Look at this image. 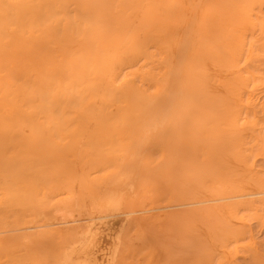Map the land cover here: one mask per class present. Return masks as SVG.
Listing matches in <instances>:
<instances>
[{"label": "rangeland", "instance_id": "obj_1", "mask_svg": "<svg viewBox=\"0 0 264 264\" xmlns=\"http://www.w3.org/2000/svg\"><path fill=\"white\" fill-rule=\"evenodd\" d=\"M262 189L264 0H0V264H264Z\"/></svg>", "mask_w": 264, "mask_h": 264}, {"label": "bare ground", "instance_id": "obj_2", "mask_svg": "<svg viewBox=\"0 0 264 264\" xmlns=\"http://www.w3.org/2000/svg\"><path fill=\"white\" fill-rule=\"evenodd\" d=\"M263 195H264V189L259 190V191L256 190V191L245 192V193L230 196L227 198L228 199L229 198H241V197L259 198ZM214 200L215 199H212V201H214ZM217 200H220V198H218ZM167 207L168 206H157V207L152 208V210H161V209H165ZM115 210L116 209H104L101 212L95 213L93 216H87V217L82 218L83 221H88L85 224V227L82 228L83 229L82 235H84V240L80 244V246L74 250V254L71 257L72 262L77 263V264H105V258L107 259L106 255L108 252L107 248H108V245H110V243H112V242H110L111 238H112V231H110V226L112 224L113 219L118 214L117 212H119L118 210H117V212H115ZM138 211H142V210H138ZM122 212H124V211H122ZM124 213H126V212H124ZM125 215H127V213ZM76 219H74V220H76ZM78 221H80V220H78ZM119 222H121V221H119ZM118 223H117V225H118ZM112 241H114V240H112ZM113 245H114V242H113ZM113 245H111V246H113Z\"/></svg>", "mask_w": 264, "mask_h": 264}]
</instances>
